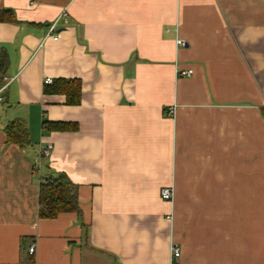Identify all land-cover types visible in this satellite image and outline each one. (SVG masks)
I'll return each mask as SVG.
<instances>
[{"label":"crops","instance_id":"obj_1","mask_svg":"<svg viewBox=\"0 0 264 264\" xmlns=\"http://www.w3.org/2000/svg\"><path fill=\"white\" fill-rule=\"evenodd\" d=\"M0 7L21 22L0 23V264H264V0ZM47 78L78 80L79 104L45 95ZM14 119L25 148L6 144ZM48 143L40 165L78 187L80 215L38 217Z\"/></svg>","mask_w":264,"mask_h":264},{"label":"trees","instance_id":"obj_2","mask_svg":"<svg viewBox=\"0 0 264 264\" xmlns=\"http://www.w3.org/2000/svg\"><path fill=\"white\" fill-rule=\"evenodd\" d=\"M0 23L20 24L21 22L17 19L13 10L0 7ZM29 25L38 26L35 24ZM8 68L7 53L4 50H0V88L6 85L3 77L7 73ZM43 93L45 95H63L65 96L66 104L74 106L80 102L81 84L78 80L57 79L53 80L49 85L44 84ZM42 128L48 131L67 132L76 130L77 126L44 121ZM3 133L5 134L7 145L15 144L20 148H25L30 144L28 128L21 119L9 121L3 127ZM41 167H43L44 174L38 190V217L40 219H55L62 213L80 215L78 187L64 173H56L48 167ZM84 232L87 234V228L85 227Z\"/></svg>","mask_w":264,"mask_h":264},{"label":"built area","instance_id":"obj_3","mask_svg":"<svg viewBox=\"0 0 264 264\" xmlns=\"http://www.w3.org/2000/svg\"><path fill=\"white\" fill-rule=\"evenodd\" d=\"M63 15H65V13H62L60 15V17H62ZM59 17V18H60ZM59 18L56 19L48 28H47V31H46V35L45 37H52L53 40H57V37L56 36H53L54 34V31L55 29L57 28L58 26V21H59ZM64 17H62L63 19ZM176 45L178 47H184L185 46V42L181 39H178L176 41ZM177 73H178V76L180 77H183V76H190L192 74V71L191 70H187V71H183V70H177ZM5 81V80H4ZM52 83V80L51 79H45L44 80V84H51ZM6 88V85L1 87L0 88V94L1 92ZM2 100V98L0 97V101ZM174 109H171L170 112H169V117H172L174 116ZM51 151H52V145L50 143L48 144H45V145H42L39 147V150H38V159H39V163H38V166H41L40 165V161L44 158V159H48L50 158V155H51ZM160 199L164 202H171L172 199H173V189L171 188H163L161 189L160 191ZM34 250H35V247L34 245H31L28 249V252L30 253V255H32L34 253ZM180 256V249L177 248V247H172V259L173 260H176L178 259ZM173 264V263H172Z\"/></svg>","mask_w":264,"mask_h":264},{"label":"water","instance_id":"obj_4","mask_svg":"<svg viewBox=\"0 0 264 264\" xmlns=\"http://www.w3.org/2000/svg\"><path fill=\"white\" fill-rule=\"evenodd\" d=\"M45 180H46V178H45Z\"/></svg>","mask_w":264,"mask_h":264}]
</instances>
